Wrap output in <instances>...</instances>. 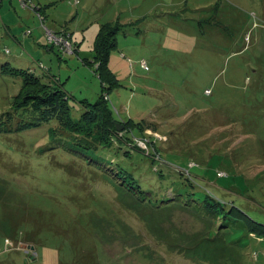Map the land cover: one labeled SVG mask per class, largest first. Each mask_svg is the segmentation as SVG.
I'll use <instances>...</instances> for the list:
<instances>
[{"label":"rangeland","instance_id":"374dc122","mask_svg":"<svg viewBox=\"0 0 264 264\" xmlns=\"http://www.w3.org/2000/svg\"><path fill=\"white\" fill-rule=\"evenodd\" d=\"M21 1L0 0V115L11 109L18 119L24 108L14 71L34 67L50 81L42 62L67 91L69 116L78 122L104 93L96 64L88 65L96 35L102 24L120 22L125 29L109 60L120 85L106 91L113 117L155 124L157 132L145 136L156 140L137 143L152 161L154 144L163 164L173 155L190 160L225 210L235 206L264 223V0H34L45 11L33 9L46 17L42 24ZM58 125L0 133V264H264L263 236L222 227V218L181 203L156 206L162 195L189 187L185 179L177 186L175 171L163 168L162 184L137 151L87 152L103 161L72 154L56 147L70 143L52 136ZM119 165L152 194L128 175L120 183L112 170ZM196 186L187 199L202 195ZM16 232L36 244L33 259L3 251Z\"/></svg>","mask_w":264,"mask_h":264},{"label":"trees","instance_id":"16d2710c","mask_svg":"<svg viewBox=\"0 0 264 264\" xmlns=\"http://www.w3.org/2000/svg\"><path fill=\"white\" fill-rule=\"evenodd\" d=\"M20 5L24 9H27L25 10V12H30L31 16H34V18L39 20L41 24L46 23V17L40 19V17L36 15L39 11L36 12V14H33V9H35V7L37 6L41 12L44 11L43 8L40 7L37 3H34V0H23L20 2ZM123 27V24L120 22L114 25L102 24L96 35L94 42L93 60L88 61V65L92 67L94 66V64H96L95 73L101 80L104 93L101 94L100 99L96 103L89 104V106L92 107L91 111L90 109H87V111L83 114L82 118L79 119L78 122L71 119L69 116V106L65 103L67 91L59 82L58 78L54 75H51L49 73L50 70L45 69L43 67V63L40 62L38 66L41 67V69L44 71L43 74L50 79V81L48 82H44L42 80V76H39L37 74L34 67L29 68L28 70L19 69L14 71V74L22 80L21 91L17 96H15V98L18 101V104H21L19 107L24 108L21 110V112L18 113L20 115L18 119L15 118V115L12 113L11 109L0 115L1 135L22 136L31 133L33 130L35 131L36 128H39L56 120L58 121L59 125L58 128L53 129L52 136H54V138H56L57 136H66L70 140V143L68 142V145L62 144L56 147H64L66 151L72 154L80 155L83 153L85 154V156H88L93 160L103 161V159H105L103 156V158L95 159V156H89L87 155V152H91L92 154L93 152H100L101 154V152H107V149L114 150L115 148L116 151H123L125 149L124 153L126 155H129L132 151H137L150 162V166L152 167V169L155 170V172L158 173L159 177L161 178L162 184H166V179L164 177L165 174L162 171L163 168L166 167L169 170L175 171L177 173L180 180L179 183H176L178 187H182L181 181H184V179L191 185H189L188 188L192 190L185 188V192L178 193L177 191H175L174 195L170 197L162 195V198L160 199L161 201L158 200V202L156 203V206L158 208H160L161 206H169L174 202L181 203L195 209L204 217H208L211 219L222 218L224 220V223L221 225L222 227L224 226L227 228L233 225L234 228H247L251 235L264 237V223L259 222L255 219H251L249 215L235 206H232L228 211L224 209L223 200L212 193V191L209 190L208 185L201 183V180L198 178L199 173L196 171L195 163L193 165H190V160H187L189 162L187 165H185V163L187 162L185 160L186 158H181L178 155H173L172 157L169 156V160L172 161L169 162L170 164H163V162H161L162 158L159 156L161 154L159 145L157 144L153 145L155 149L153 156H156L157 160L155 159L154 161H152L151 155L148 154L147 149L143 148L142 146H138L137 143L138 140H146L148 142V146L156 140L155 136H145L149 131L157 132L158 127L155 124L149 123L146 120H129L128 122H125L119 119L116 120L113 117V109L109 104L110 96L106 91H108V89L111 90V88H113L114 86L120 85V80L110 68L109 60L112 51L117 46L118 34L125 29ZM60 29L56 32H59ZM139 29L141 30V32L145 30L141 27ZM73 46L76 49L75 54L78 55V49L75 46L74 42ZM59 47L63 50L64 53H68L66 52L64 45H61ZM149 70L150 68L148 69V71ZM206 94L211 95V92H206ZM15 107L17 106H12V108ZM119 124L123 126V128L120 130L118 128ZM131 129H133L134 131H131ZM128 131L131 133L127 138H124L122 134ZM78 135H82V138ZM113 145L115 147H112ZM52 149L53 146L49 145L45 148L39 147L38 151L40 153H43L47 150ZM159 158L161 160H159ZM181 160L183 161V163L180 164ZM159 165H163L161 166L160 172H158L157 169ZM166 165H172L175 169L181 172L170 168L172 166L168 167ZM109 167L111 166L109 165ZM116 169L117 171L112 168L113 174L119 182L121 181V176L124 179V176L128 175V178L131 181L132 185L136 186L143 192H147V194L150 193L148 196L152 194L151 191H148V188V190L144 189V185H141V182L139 180L142 179L141 177H139L138 179L134 174L129 173V171L126 170V167H122L120 165L119 167L117 166ZM195 172L198 174H196ZM224 175L225 174L223 171L218 170L217 177H223ZM196 185H201L202 188H204L200 191L202 195H200L199 197H188L189 199H187V195L189 194V192L194 191L193 187ZM133 189L129 190L133 192ZM133 194L137 195V192L134 191ZM150 201L152 200L150 199ZM16 235L20 241H23L22 236H20V233L17 234V232L13 233L14 240L18 241L15 238ZM35 245H33L34 248ZM20 250L30 249H28V247H24Z\"/></svg>","mask_w":264,"mask_h":264},{"label":"built area","instance_id":"2783aa9c","mask_svg":"<svg viewBox=\"0 0 264 264\" xmlns=\"http://www.w3.org/2000/svg\"><path fill=\"white\" fill-rule=\"evenodd\" d=\"M249 39V38H248ZM247 39V40H248ZM141 67L142 68H144L145 70H148L149 69V66H148V64H147V61L146 60H142L141 61ZM207 93H210V90H207L206 91ZM138 143L140 144V143H142V144H146L147 145V142H145V141H143V140H138ZM141 145V144H140ZM143 147V146H142ZM144 148V147H143ZM6 242H7V244L5 245V246H8V247H5L4 249H3V251H5V250H8V249H10V250H20L21 248H24L25 247V243L23 242V241H16V240H14L13 238H12V240H11V242L9 243V240L8 239H6ZM14 242L15 243H18L17 245H14ZM23 246V247H22ZM2 251V252H3Z\"/></svg>","mask_w":264,"mask_h":264},{"label":"crops","instance_id":"0c3cea01","mask_svg":"<svg viewBox=\"0 0 264 264\" xmlns=\"http://www.w3.org/2000/svg\"><path fill=\"white\" fill-rule=\"evenodd\" d=\"M147 21H148V17H147ZM147 21H145V19H142L141 22H140V24L146 25V22ZM56 24H58V23H56ZM4 239H5V237H4ZM30 241L31 242L25 241V247H28V249H30V250H23V251H20L19 250V251L22 252L23 254H25L26 257H28L30 259H33V258L30 257V255L33 254L35 248L34 249L31 248L33 246V240H30ZM27 253H29V254H27Z\"/></svg>","mask_w":264,"mask_h":264},{"label":"water","instance_id":"95a60500","mask_svg":"<svg viewBox=\"0 0 264 264\" xmlns=\"http://www.w3.org/2000/svg\"><path fill=\"white\" fill-rule=\"evenodd\" d=\"M119 130L123 128V126L121 124H119L118 126ZM31 248H34V246H32Z\"/></svg>","mask_w":264,"mask_h":264}]
</instances>
